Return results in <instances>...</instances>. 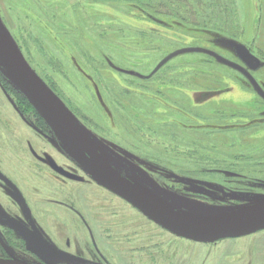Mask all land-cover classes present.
<instances>
[{
    "label": "rangeland",
    "instance_id": "obj_1",
    "mask_svg": "<svg viewBox=\"0 0 264 264\" xmlns=\"http://www.w3.org/2000/svg\"><path fill=\"white\" fill-rule=\"evenodd\" d=\"M146 2L152 6L145 9ZM194 8L195 14L189 0H0V35L19 48L118 175L213 224L264 201V71L237 54L245 48L259 56L248 44L259 10H246L251 32L244 33L231 0H206L203 12ZM194 16L209 21L206 29L192 26ZM3 76L16 84L0 66L5 258L264 264V229L192 241L99 185ZM214 96L201 106L194 102Z\"/></svg>",
    "mask_w": 264,
    "mask_h": 264
},
{
    "label": "water",
    "instance_id": "obj_2",
    "mask_svg": "<svg viewBox=\"0 0 264 264\" xmlns=\"http://www.w3.org/2000/svg\"><path fill=\"white\" fill-rule=\"evenodd\" d=\"M240 55L246 64L252 68L257 67V58L247 49L242 48ZM0 66L11 74L13 82L31 105L67 143L63 144V149L91 174L99 185L125 199L166 230L192 241L211 243L264 229V212L241 222L204 223L169 206L143 187L118 175L87 136L77 117L36 73L8 36L3 38L0 35ZM79 148L89 159L80 155ZM0 264L37 263L0 257Z\"/></svg>",
    "mask_w": 264,
    "mask_h": 264
},
{
    "label": "crops",
    "instance_id": "obj_3",
    "mask_svg": "<svg viewBox=\"0 0 264 264\" xmlns=\"http://www.w3.org/2000/svg\"><path fill=\"white\" fill-rule=\"evenodd\" d=\"M233 3L237 4L239 9L238 13L240 15L241 20V28L244 33H250V24L249 21L247 22V14L250 11V7L253 5V10L258 9L259 10V18L257 19V25L255 26V33L252 35L254 36L252 41H250L248 44L249 46H253L255 51L258 52L259 56L255 55L257 60L259 61L258 67H260L259 71H264V0H254L255 3H253V0H231ZM212 2V1H210ZM206 0H189V8L192 9L194 13H196L194 6L198 7L197 10L204 11L203 7L205 8ZM248 10V12H246ZM204 19V18H202ZM206 20V19H205ZM203 20L201 23L198 22V24H194L192 26H199L200 28L206 29L207 22ZM211 27V26H210ZM217 28V27H216ZM220 28H223L220 26ZM240 28V26H239ZM223 33V32H222ZM225 34V32H224ZM241 43V42H240ZM252 47V48H253ZM249 48V47H248ZM262 64V65H261ZM264 74V72H263Z\"/></svg>",
    "mask_w": 264,
    "mask_h": 264
},
{
    "label": "trees",
    "instance_id": "obj_4",
    "mask_svg": "<svg viewBox=\"0 0 264 264\" xmlns=\"http://www.w3.org/2000/svg\"><path fill=\"white\" fill-rule=\"evenodd\" d=\"M143 6H144V8L145 9H147L149 6H152V4H150L149 2H146L145 4H143ZM154 6V5H153ZM164 8V13L165 14H169V15H172V12H171V10L168 8V7H166V6H163ZM155 10V12H152V13H156V9H154ZM193 13V12H192ZM195 14V13H194ZM193 15V14H192ZM192 18V17H191ZM152 19H153V21H157V20H159L158 18H156V16L155 15H153V17H152ZM193 19V24H198V21H197V19H196V17L194 16V18H192ZM145 31V30H144ZM149 33V32H148ZM241 50V49H240ZM240 50H238V56L240 57V59L245 63V61L241 58V55H240ZM248 50V49H247ZM249 51V50H248ZM250 52V51H249ZM256 57V56H255ZM154 62V61H153ZM167 62V61H166ZM259 62V61H258ZM248 67H250L251 69H256V68H258V65H259V63H258V65H257V67H255V68H252L251 66H249L248 64H246ZM4 77V79L7 81V83L14 89V90H16L21 96H22V98H23V100L32 108V110L35 112V114L38 116V118L40 119V121L42 122V124L44 125V127L46 128V129H49V130H52L51 128H50V126L46 123V121L40 116V114L36 111V109L31 105V103L28 101V99L26 98V96L24 95V93L21 91V90H19L16 86H14V84H12V82L11 81H9V79L8 78H6L5 76H3ZM229 92V91H228ZM196 93V92H195ZM216 97H219V96H214V97H212V98H210V99H206V100H208V101H206V100H204L203 102H198L197 100L196 101H194V102H196L195 104H196V106H201V105H204V104H206V103H209V101H213L214 99H216ZM195 98V97H194ZM214 98V99H213ZM218 99V98H217ZM256 197H252V198H250V199H247V200H245V202L243 203V204H246V203H251V201H254V199H255ZM257 199V198H256ZM0 257H8L6 254H4V252H2L1 251V248H0Z\"/></svg>",
    "mask_w": 264,
    "mask_h": 264
},
{
    "label": "bare ground",
    "instance_id": "obj_5",
    "mask_svg": "<svg viewBox=\"0 0 264 264\" xmlns=\"http://www.w3.org/2000/svg\"><path fill=\"white\" fill-rule=\"evenodd\" d=\"M221 89V88H220ZM103 154V153H102ZM103 157L107 162L111 161L107 156L103 154ZM116 166V164H114ZM264 212V201L256 202L247 207L238 209L230 214L222 215L218 218L212 219L214 223H228V222H238V220H247L250 216L256 213ZM247 218V219H246ZM251 218V217H250ZM242 220V221H244ZM240 222V221H239Z\"/></svg>",
    "mask_w": 264,
    "mask_h": 264
}]
</instances>
